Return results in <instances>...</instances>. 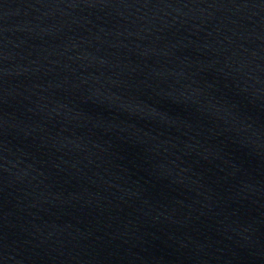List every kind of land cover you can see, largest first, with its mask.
I'll list each match as a JSON object with an SVG mask.
<instances>
[{
	"label": "water",
	"instance_id": "95a60500",
	"mask_svg": "<svg viewBox=\"0 0 264 264\" xmlns=\"http://www.w3.org/2000/svg\"><path fill=\"white\" fill-rule=\"evenodd\" d=\"M0 264H264V0H0Z\"/></svg>",
	"mask_w": 264,
	"mask_h": 264
}]
</instances>
